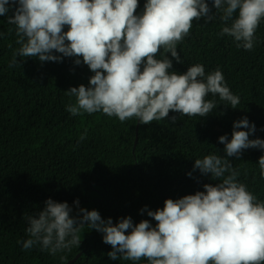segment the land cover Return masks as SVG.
I'll use <instances>...</instances> for the list:
<instances>
[{
    "label": "clouds",
    "instance_id": "1",
    "mask_svg": "<svg viewBox=\"0 0 264 264\" xmlns=\"http://www.w3.org/2000/svg\"><path fill=\"white\" fill-rule=\"evenodd\" d=\"M139 7V0H0V16L14 9L7 23L15 26L20 45L9 67L18 64L16 57L36 58L41 64L72 58L75 66L86 65L93 73L88 86L65 91L75 97L65 109L74 117L99 112L121 123L135 118L143 125L165 119L175 124L177 115L169 117L170 112L190 118L211 114L218 104L206 99L209 94L236 109L240 98L219 68L206 74L202 64H195L180 74L173 69V60L183 64L178 44L188 37L194 21L207 24L216 18L212 8L222 13L219 35L252 51L264 19V0H212L211 8L206 0H146L137 13ZM232 128L230 140L227 134L218 138L224 156L195 159L186 173L193 178L198 170L209 177L203 191L166 199L155 211L147 206L139 210L155 226L147 219L134 224L131 217L114 224L98 211L80 207L78 199L69 206L49 198L35 215H23L29 238L17 243L22 250L40 245L55 255L78 248L81 230L87 227L102 233V242L112 249L107 257L114 261L264 264V202L237 181L239 173L228 159L239 160L247 149L264 151V140L250 139L257 129L246 116L234 121ZM86 134L87 129L77 143ZM258 165L264 178V155Z\"/></svg>",
    "mask_w": 264,
    "mask_h": 264
},
{
    "label": "trees",
    "instance_id": "2",
    "mask_svg": "<svg viewBox=\"0 0 264 264\" xmlns=\"http://www.w3.org/2000/svg\"><path fill=\"white\" fill-rule=\"evenodd\" d=\"M145 2L139 0L137 13ZM206 2L211 8L212 0ZM13 10L0 16V264H66L78 253L71 264H148L146 259L110 260L107 253L112 249L102 242V233L87 227L81 230L79 247L70 251L52 255L40 245L22 250L17 241L29 238L22 217L41 211L49 198L69 206L78 199L80 207L96 210L114 224L131 217L134 224L147 219L155 226L146 213L139 214L141 208L155 211L166 199L203 191L209 177L198 170L193 178L186 173L192 171L195 159L225 155L218 138L227 134L231 139L234 121L246 116L257 129L250 139L264 140V19L252 51L219 35L222 13L214 8L216 18L207 24L203 19L194 21L188 37L177 46L183 64L173 60V69L183 74L202 64L208 74L219 68L231 92L240 98L236 109L209 94L206 99H214L218 106L206 117L170 112L169 117L177 115L175 124L165 119L143 125L135 118L121 123L99 112L75 117L67 112L75 97L65 91L81 84L87 87L93 75L86 65L75 66L72 58L41 64L36 58L16 57L18 64L9 67L20 47L15 26L7 23ZM85 129L86 138L77 143ZM262 155L264 151L247 149L239 160L228 159L239 173L237 181L264 202L258 165Z\"/></svg>",
    "mask_w": 264,
    "mask_h": 264
},
{
    "label": "water",
    "instance_id": "3",
    "mask_svg": "<svg viewBox=\"0 0 264 264\" xmlns=\"http://www.w3.org/2000/svg\"><path fill=\"white\" fill-rule=\"evenodd\" d=\"M135 133H136V136H135V143H136V141H137V127H136V130H135ZM80 255H81V253H78L72 260L68 261L66 264L73 263Z\"/></svg>",
    "mask_w": 264,
    "mask_h": 264
}]
</instances>
